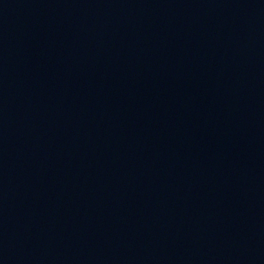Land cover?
I'll use <instances>...</instances> for the list:
<instances>
[{"label": "water", "instance_id": "water-1", "mask_svg": "<svg viewBox=\"0 0 264 264\" xmlns=\"http://www.w3.org/2000/svg\"><path fill=\"white\" fill-rule=\"evenodd\" d=\"M260 247L264 0H0V264Z\"/></svg>", "mask_w": 264, "mask_h": 264}]
</instances>
